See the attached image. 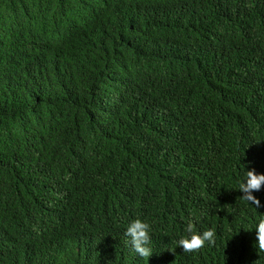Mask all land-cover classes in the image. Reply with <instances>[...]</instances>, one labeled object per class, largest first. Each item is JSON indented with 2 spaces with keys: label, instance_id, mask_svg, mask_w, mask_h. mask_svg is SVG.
Wrapping results in <instances>:
<instances>
[{
  "label": "trees",
  "instance_id": "16d2710c",
  "mask_svg": "<svg viewBox=\"0 0 264 264\" xmlns=\"http://www.w3.org/2000/svg\"><path fill=\"white\" fill-rule=\"evenodd\" d=\"M251 169L264 0H0V264H264Z\"/></svg>",
  "mask_w": 264,
  "mask_h": 264
},
{
  "label": "clouds",
  "instance_id": "9594fccd",
  "mask_svg": "<svg viewBox=\"0 0 264 264\" xmlns=\"http://www.w3.org/2000/svg\"><path fill=\"white\" fill-rule=\"evenodd\" d=\"M262 187H264V174L257 173L255 169L247 170L243 180L239 182V191L243 193L240 198L258 208L260 207V201L252 193L260 191ZM185 231L189 235L178 241V245L182 247L183 252H198L206 243L214 245L216 242V233L212 229L200 233L196 230L195 224L189 222ZM255 232L258 250L264 252V219L258 221ZM149 233L150 225L140 219L131 221L125 232V235L130 238V244L134 252L140 258H146L147 260L153 254L152 248L149 247L151 240Z\"/></svg>",
  "mask_w": 264,
  "mask_h": 264
}]
</instances>
